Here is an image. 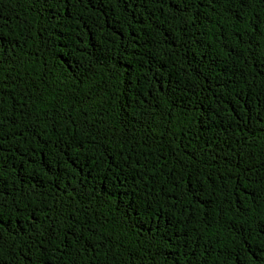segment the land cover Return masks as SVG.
Returning <instances> with one entry per match:
<instances>
[{
  "label": "trees",
  "instance_id": "1",
  "mask_svg": "<svg viewBox=\"0 0 264 264\" xmlns=\"http://www.w3.org/2000/svg\"><path fill=\"white\" fill-rule=\"evenodd\" d=\"M0 0V264H264V0Z\"/></svg>",
  "mask_w": 264,
  "mask_h": 264
},
{
  "label": "snow or ice",
  "instance_id": "2",
  "mask_svg": "<svg viewBox=\"0 0 264 264\" xmlns=\"http://www.w3.org/2000/svg\"><path fill=\"white\" fill-rule=\"evenodd\" d=\"M184 3H187V0H184ZM173 4L176 5V6H179L177 4V0H173ZM4 224V220H3V217L0 216V225H3Z\"/></svg>",
  "mask_w": 264,
  "mask_h": 264
}]
</instances>
